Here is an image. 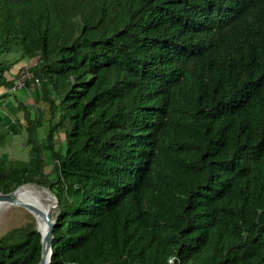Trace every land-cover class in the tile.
I'll use <instances>...</instances> for the list:
<instances>
[{"label": "trees", "instance_id": "trees-1", "mask_svg": "<svg viewBox=\"0 0 264 264\" xmlns=\"http://www.w3.org/2000/svg\"><path fill=\"white\" fill-rule=\"evenodd\" d=\"M0 50V145L27 152L0 190L55 195L49 264H264V0H0ZM38 236L5 228L0 264Z\"/></svg>", "mask_w": 264, "mask_h": 264}, {"label": "rangeland", "instance_id": "rangeland-1", "mask_svg": "<svg viewBox=\"0 0 264 264\" xmlns=\"http://www.w3.org/2000/svg\"><path fill=\"white\" fill-rule=\"evenodd\" d=\"M14 55L15 53L13 51L0 50V61L5 62V60L13 57ZM22 100L25 102H29L33 100V97L31 95L22 96ZM8 101L9 98H7L4 101L5 103L1 102V104H6ZM23 135H24V129H20L18 133L8 134L7 135L8 141H4L2 145H0V150L4 148L5 150L3 152L11 156H22V157L26 156L27 153L26 146L21 142ZM28 182H31V184L30 183L24 184L21 186V188L18 187L15 190L18 199L22 198L23 200L36 203L42 208H46L48 202L51 200L50 195L47 193L45 189L39 187V185L36 184L35 182L33 181H28ZM26 220H32L37 225L36 215L31 213V211H29L25 207L15 206L14 204L8 202L7 203L3 202V204L0 203V232L10 225L22 223Z\"/></svg>", "mask_w": 264, "mask_h": 264}, {"label": "water", "instance_id": "water-1", "mask_svg": "<svg viewBox=\"0 0 264 264\" xmlns=\"http://www.w3.org/2000/svg\"><path fill=\"white\" fill-rule=\"evenodd\" d=\"M24 182H28V181H24ZM20 183L16 184L13 188H10L9 190H5V191L0 190V199L7 200L8 202L17 205L22 204L24 206H27L29 210L35 212L38 215L39 220L42 221L43 227L40 230L34 222L35 229L39 232V236H38L39 253H38V258L36 260V264H49L51 228L56 212L55 209L56 197L53 194V192L49 189L48 185H43L35 182L36 184L39 185V187L45 189L47 193L51 196V200H52L51 204L53 208L41 209L28 202L18 201L14 197L13 191Z\"/></svg>", "mask_w": 264, "mask_h": 264}, {"label": "built area", "instance_id": "built-area-1", "mask_svg": "<svg viewBox=\"0 0 264 264\" xmlns=\"http://www.w3.org/2000/svg\"><path fill=\"white\" fill-rule=\"evenodd\" d=\"M31 63L32 61L26 62L25 64L20 66L16 71V73L14 74L10 86H6V87L16 88V87L24 86L26 90H29V87L38 83L39 81L38 76L36 74H33L31 69L29 68V65Z\"/></svg>", "mask_w": 264, "mask_h": 264}, {"label": "bare ground", "instance_id": "bare-ground-1", "mask_svg": "<svg viewBox=\"0 0 264 264\" xmlns=\"http://www.w3.org/2000/svg\"><path fill=\"white\" fill-rule=\"evenodd\" d=\"M24 183H30V184H31V182H23V183H20V184L14 189V191H13L14 197H15L18 201L28 202V203L33 204L34 206H36V207H38V208H41V209L53 208V207H52V204H51V201H52V200H50V201L48 202L46 208H42V207H40L39 205H37L36 203H33V202H31V201L23 200L22 198H21V199H18L15 190H16L18 187L21 188L22 184H24ZM31 187H32V186H31ZM36 187H37V186H36ZM26 188H27V187H26ZM32 188H33V187H32ZM31 190H33V189H31ZM40 191H41V190H40ZM44 194H45V193H44ZM25 195H26V194H25ZM19 196H20V195H19ZM44 196H45V195H44ZM48 196H49V195H48ZM50 197H51V196H50ZM3 202H4V203H7L8 201H7V200H1V199H0V203L3 204ZM8 203H10V202H8ZM12 204H14V203H12ZM14 205H15V206L25 207L26 209L29 210V208H28L27 206H24V205H22V204H20V205L14 204ZM29 211H31V210H29ZM31 213H33L34 215H36V217H37V225H38V228L41 230L42 227H43L42 221L39 220V217H38V215H37L35 212L31 211Z\"/></svg>", "mask_w": 264, "mask_h": 264}]
</instances>
